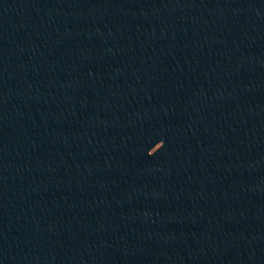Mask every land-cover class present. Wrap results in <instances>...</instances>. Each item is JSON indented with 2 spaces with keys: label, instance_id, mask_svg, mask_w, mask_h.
Wrapping results in <instances>:
<instances>
[{
  "label": "water",
  "instance_id": "1",
  "mask_svg": "<svg viewBox=\"0 0 264 264\" xmlns=\"http://www.w3.org/2000/svg\"><path fill=\"white\" fill-rule=\"evenodd\" d=\"M201 0H0V264H78Z\"/></svg>",
  "mask_w": 264,
  "mask_h": 264
}]
</instances>
